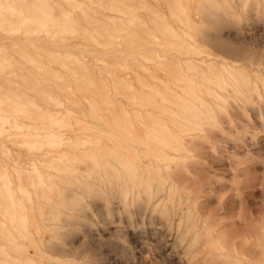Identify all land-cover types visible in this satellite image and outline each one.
Returning <instances> with one entry per match:
<instances>
[{
	"label": "rangeland",
	"instance_id": "374dc122",
	"mask_svg": "<svg viewBox=\"0 0 264 264\" xmlns=\"http://www.w3.org/2000/svg\"><path fill=\"white\" fill-rule=\"evenodd\" d=\"M113 1L0 0V264H264V0Z\"/></svg>",
	"mask_w": 264,
	"mask_h": 264
},
{
	"label": "bare ground",
	"instance_id": "6f19581e",
	"mask_svg": "<svg viewBox=\"0 0 264 264\" xmlns=\"http://www.w3.org/2000/svg\"><path fill=\"white\" fill-rule=\"evenodd\" d=\"M102 3H98L99 5L100 4H103L108 10H111L112 12H117V16L115 17V23H116V31H121V30H124L126 28H128V25H132V24H135L136 22V18H129L128 17V13L127 14H124V12H122L123 8L126 6V4L124 2L120 3V5H116L114 3L113 0H100ZM84 8V7H83ZM128 8V7H127ZM49 13L48 14V17L50 19H52V15L54 14V16L56 17L57 15V10L56 8L54 7H49L48 8ZM83 10V9H82ZM128 11V9H127ZM82 12V11H81ZM72 13H69V14H65L62 16L61 20H59L60 22H64V21H67L69 18L72 17L71 15ZM65 16V17H64ZM64 17V18H63ZM37 18H34L32 19L33 21H36ZM53 20V19H52ZM57 24L59 22L55 21ZM49 30V29H48ZM84 31H86V36L87 34H92V33H97L98 35V43L97 45L99 46H102L103 48H107V49H113L115 44H121L123 41H121V38H119L118 36H113V30L109 29V30H104V29H101V28H94V27H91L89 26L88 24L85 23V26L83 28ZM45 32L47 33V29L45 30ZM72 32H75L74 30ZM116 34V33H115ZM102 40V41H101ZM128 43V33L126 35V38H125V42H124V45H126ZM125 52H128V45H126V48L124 49ZM171 83L170 84H174V80L172 79V81H170ZM167 85L168 87L171 86V85Z\"/></svg>",
	"mask_w": 264,
	"mask_h": 264
}]
</instances>
